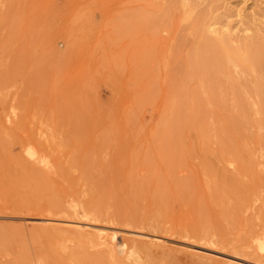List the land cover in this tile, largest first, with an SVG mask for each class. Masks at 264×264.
I'll return each instance as SVG.
<instances>
[{
  "label": "rangeland",
  "instance_id": "374dc122",
  "mask_svg": "<svg viewBox=\"0 0 264 264\" xmlns=\"http://www.w3.org/2000/svg\"><path fill=\"white\" fill-rule=\"evenodd\" d=\"M172 1L0 0V264H264V115L241 138L206 104L202 137L172 108L197 20L238 47L264 37V0ZM98 197L107 220L83 216Z\"/></svg>",
  "mask_w": 264,
  "mask_h": 264
},
{
  "label": "bare ground",
  "instance_id": "6f19581e",
  "mask_svg": "<svg viewBox=\"0 0 264 264\" xmlns=\"http://www.w3.org/2000/svg\"><path fill=\"white\" fill-rule=\"evenodd\" d=\"M170 6H171L170 7L171 12L185 7V5L181 1H178V0H173ZM5 23L8 24L9 22L8 23L5 22ZM156 25H159V24H156ZM192 31L194 32L196 36V39L193 41V46H192L193 52L191 54L188 53L187 57L185 58L184 64H179V72L176 78V86L174 89L176 100L174 101V105L172 108L174 109V107H176V110L178 109V112L179 111L182 112L180 114L179 113L177 114L180 117V119H183L184 121L189 120L190 125L192 124L193 126H196L197 128H202L200 130V132L202 133V137H204V135L205 137H207V135L209 134V129L210 127H212V125L206 124V123L202 124L201 118H200V112H197V111H201L202 107L204 108L206 104H210L213 107H217L218 109L224 110L225 108L224 102H226L227 104L230 103L231 110L235 111L236 114L234 116L228 117L227 122H225V124H227L228 128L229 127L231 128L230 131H233V133L236 136H239V137L245 136L248 138L252 137L251 134H248V131L251 130L250 128L252 127V122L249 121L248 114L249 113L252 114V111H254L255 115L256 114H259L261 116L264 115V37L258 36L256 37L255 40H252L251 42H245L241 46L234 47L227 36H224V35L213 36L210 33L209 29L205 26L204 16L200 17L197 20V23L192 27ZM179 42H180V45H183V46L189 44L186 38L181 39ZM6 47L8 48L7 45ZM8 50L9 48L7 49V51ZM23 55L24 54H21V56ZM5 66H8V65H5ZM10 69L12 68L10 67ZM5 72H8V71H5ZM12 73L13 72H10V74ZM11 77L12 76H10V78ZM2 80H4L6 83L5 78L4 79L2 78ZM193 82H194V86H191ZM195 85L197 86V88L195 87ZM2 93L4 92H1V94ZM181 109L182 110L185 109V112H183ZM250 117L252 118V115ZM254 118H257V116ZM257 119H259V117ZM172 125H173V122H172ZM255 127H256V124H255ZM220 129L221 130H218V131L222 132L224 134V137H222V140L219 142L220 149L219 151H217V153L221 154L220 156L222 158H225L226 152H229L231 157L233 158L237 157L235 150H234L235 148L234 145L236 143V140L233 139V137L231 136H227L226 130L224 128H220ZM261 129H264V126ZM250 154H252V150H250ZM226 159L228 158H225V160ZM9 179L11 180V178ZM13 182L16 183V181H13ZM41 188L44 189L47 187H41ZM107 195L108 194L106 193L104 194L103 200L107 199ZM133 197H136V198L133 199ZM99 198L100 197H98L97 200L88 201L87 209L84 211L83 216H87L89 215V213H94L95 215H97L99 218L103 220L109 219L105 205L102 204L104 201L102 200L100 201ZM152 198L155 201L160 202V204H163L165 200V195L163 194V192L158 191V192H155ZM57 200H58L56 201L57 203L59 202L62 204V202H60V199H57ZM140 200H141V193L136 192L134 195L132 194L131 196L130 205L139 208L141 206ZM127 215L129 216L128 219H125L127 225H130L136 228L145 227V228H149L152 230H163L161 229L163 227L166 230L164 226L162 227L160 226V224L157 222L158 217H155L156 215L154 214L152 215L151 214H140L136 216V215H133L131 211H128ZM0 241L2 240L0 239ZM26 244L28 245L27 242ZM121 245L122 244L117 245V247H121ZM26 249L27 248L23 250L26 251ZM25 251L22 253L26 254ZM20 256H17V257L19 258ZM28 257L30 258V256ZM20 258H19V261L21 260L22 261L20 263L16 262V264H22V262H24L23 261L24 258L22 259ZM86 258L88 259L89 257L86 256ZM83 260L85 261V258ZM84 264H98V262H93V260L88 259L86 262H84Z\"/></svg>",
  "mask_w": 264,
  "mask_h": 264
}]
</instances>
